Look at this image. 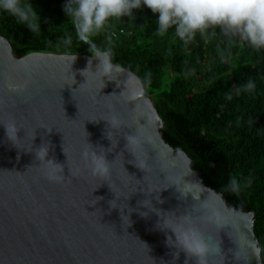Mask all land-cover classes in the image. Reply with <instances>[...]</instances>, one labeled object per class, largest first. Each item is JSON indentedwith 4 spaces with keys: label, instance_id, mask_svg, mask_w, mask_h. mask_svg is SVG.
<instances>
[{
    "label": "water",
    "instance_id": "95a60500",
    "mask_svg": "<svg viewBox=\"0 0 264 264\" xmlns=\"http://www.w3.org/2000/svg\"><path fill=\"white\" fill-rule=\"evenodd\" d=\"M90 59L95 72L89 55L17 59L0 35V124L19 128L12 142L0 125V264H198L164 225L186 216L219 244L206 264H261L253 213L228 207L188 155L163 140V121L133 72L85 79ZM43 145L62 183L47 178L52 163L37 159ZM93 151L104 154L107 173L92 174Z\"/></svg>",
    "mask_w": 264,
    "mask_h": 264
},
{
    "label": "trees",
    "instance_id": "16d2710c",
    "mask_svg": "<svg viewBox=\"0 0 264 264\" xmlns=\"http://www.w3.org/2000/svg\"><path fill=\"white\" fill-rule=\"evenodd\" d=\"M28 2L38 14V33L0 12V35L17 59L30 53L91 56L63 12L65 0ZM156 19L142 6L130 17L110 19L92 39L139 78L163 121V140L188 155L204 185L228 207L253 213L254 237L264 248V51L225 36L220 26L185 45L174 29L158 35ZM67 35L70 46L64 45ZM249 80L256 83L252 92L244 90ZM232 179L241 184L239 195L231 191Z\"/></svg>",
    "mask_w": 264,
    "mask_h": 264
},
{
    "label": "clouds",
    "instance_id": "9594fccd",
    "mask_svg": "<svg viewBox=\"0 0 264 264\" xmlns=\"http://www.w3.org/2000/svg\"><path fill=\"white\" fill-rule=\"evenodd\" d=\"M142 6L157 14L156 32L158 35H165L169 29H174L176 36L187 45L197 33L203 35L208 29L220 26L225 36H239L242 44H246L253 51H264V0H65L63 12L65 16L72 19L73 30L77 39L82 44H89V53L92 58L98 61L97 70L90 71L92 60L88 61V66L81 72L91 73L94 77L111 79L112 74L122 71V66L114 62V54L111 48H102L92 39L97 33L105 29L110 19L117 20L122 17H130L133 10ZM0 12L7 13L13 17L17 23L25 25L32 33L39 32L38 14L32 4L25 0H0ZM71 36L64 38V45H71ZM76 56L72 57V62ZM86 79V77H85ZM25 85H9L12 92L23 91ZM256 88V83L249 80L244 85V90L252 92ZM109 122V121H108ZM6 135L13 142V133L17 139V128L15 122L8 125ZM111 125V124H110ZM112 128V126H111ZM109 140H113L107 134ZM114 146V145H113ZM111 149V148H109ZM108 149V151H109ZM48 153V146L43 145L36 153L37 159H43L44 163L54 165L53 172L48 175V179L56 183H62L65 179L62 167L52 161H45ZM89 164L93 175H103L109 171V162L104 154L92 152ZM231 191L239 195L241 184L237 179H232ZM164 225L172 230L176 235V241L181 249L190 256L197 258L198 264H206L207 257L217 252L220 253L219 244L211 239H205L200 232L191 227V218L183 217L176 223L181 235L178 238L176 228L169 225V219L164 221ZM189 225V226H185ZM168 243H172V238H168ZM264 248L258 244L254 245L253 255L257 259L261 258Z\"/></svg>",
    "mask_w": 264,
    "mask_h": 264
}]
</instances>
